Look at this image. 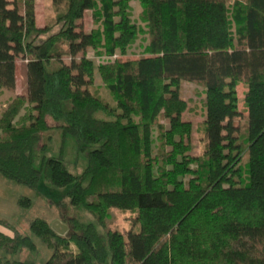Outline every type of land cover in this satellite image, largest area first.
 Listing matches in <instances>:
<instances>
[{
  "label": "trees",
  "instance_id": "16d2710c",
  "mask_svg": "<svg viewBox=\"0 0 264 264\" xmlns=\"http://www.w3.org/2000/svg\"><path fill=\"white\" fill-rule=\"evenodd\" d=\"M129 1L53 0L62 27L37 41L51 26L37 25L36 0H0V97L15 93L18 59L26 60V93L0 114V174L30 187L46 176L103 227L112 208L136 212L129 229L104 234L76 217L64 234L34 219L31 231L52 249L45 264H264V0H140L145 55L95 67L90 49L112 57L136 39ZM88 10L98 24L90 31L78 24ZM96 68L113 102L92 91ZM181 80L205 87L198 155ZM159 117L168 128L155 151ZM57 128L94 146L82 175L61 157L34 166L35 149ZM9 226L0 264H28L8 256L36 244Z\"/></svg>",
  "mask_w": 264,
  "mask_h": 264
},
{
  "label": "rangeland",
  "instance_id": "374dc122",
  "mask_svg": "<svg viewBox=\"0 0 264 264\" xmlns=\"http://www.w3.org/2000/svg\"><path fill=\"white\" fill-rule=\"evenodd\" d=\"M233 2L234 0H228L230 6ZM141 10L142 6L140 0L129 1L128 12L132 22L135 23L138 28V34L136 39L128 45L125 54L118 51L117 57L114 58L108 57L106 54L97 55L96 51L93 49L88 51V57L94 61L95 67H98L99 63L115 60L117 58H122L123 60L137 59L139 56L145 55L144 50L148 44V36L146 34V23L140 16ZM36 13L37 25L39 27L51 26L49 32L36 37L37 41H44L48 36L61 29L62 24H55L57 16L54 11L53 0H36ZM93 13L92 10L86 11L84 18L78 21V24H81L82 28L86 31L98 27V24L94 22L95 18ZM66 60L69 61V57L66 58ZM25 64V59H18L17 81L19 90H25ZM241 84L242 83H240L237 88L238 97L240 98L239 109L245 111L246 107L243 99L245 87ZM91 89L104 101L113 102V94L110 92L100 73L97 71V68L94 72ZM204 89V86L187 80H181L179 84L180 97L186 104L183 118L191 121L193 124L191 155H198L203 151L201 137L203 135L202 109L205 98ZM6 94L8 95L9 91ZM3 101L4 100L2 99L0 100V114L4 108L2 106ZM47 121L50 125H56L59 123L50 116L47 117ZM159 124L163 126L159 128ZM241 126L244 131L246 127L244 118L241 122ZM164 128H168V121L164 117H159L152 131V141H154L153 149L155 151H157V147L159 146V138L162 132L161 129L164 130ZM40 145L34 152V166L36 168L41 167L43 156L61 157L67 169L77 176L82 175L85 171L88 164L89 151L94 149L93 145H79L72 135L68 134L64 137L60 128L54 130L52 139L48 143L46 149L43 150L40 148ZM21 196L30 198L31 204L29 206L20 205L18 200ZM70 217H76L84 224H93L99 232L104 234L106 229H115L118 231L129 229L134 221V217H136V212L122 211L117 208H112L108 210L107 216L104 219L105 227H103L97 221L96 217L86 211L83 207L76 208L72 206L67 196V189L52 185L46 176L42 175L41 180L36 187H30L9 180L0 174V219L4 221L0 223V230L11 235L14 231L9 226L11 225L18 229L22 234L31 237L36 244V249L33 251L21 249L17 254L8 256L11 260H21L28 264H45L52 255V249L31 231V222L37 218L44 219L51 225L60 222L67 227V233L68 227H70L68 222ZM59 228L61 229L62 227L59 226ZM0 255H4L2 250H0Z\"/></svg>",
  "mask_w": 264,
  "mask_h": 264
},
{
  "label": "crops",
  "instance_id": "0c3cea01",
  "mask_svg": "<svg viewBox=\"0 0 264 264\" xmlns=\"http://www.w3.org/2000/svg\"><path fill=\"white\" fill-rule=\"evenodd\" d=\"M25 75H26V70H25ZM243 86V84H241ZM239 87V85L237 86V88ZM245 87V86H244ZM246 90V88H244V91ZM6 93H8V91H5L4 94L0 97L3 101V107L6 106V104L8 103V101L11 99V97L15 96V95H20V94H25L26 93V85H25V90H19L18 89V81L16 84V91L15 93L13 92H9V94L7 95ZM6 95V96H5ZM0 99V100H1Z\"/></svg>",
  "mask_w": 264,
  "mask_h": 264
},
{
  "label": "water",
  "instance_id": "95a60500",
  "mask_svg": "<svg viewBox=\"0 0 264 264\" xmlns=\"http://www.w3.org/2000/svg\"><path fill=\"white\" fill-rule=\"evenodd\" d=\"M59 226H61L62 228L60 229ZM52 227L59 233V234H64L67 231V227L63 224H61L60 222H56L52 225Z\"/></svg>",
  "mask_w": 264,
  "mask_h": 264
},
{
  "label": "built area",
  "instance_id": "2783aa9c",
  "mask_svg": "<svg viewBox=\"0 0 264 264\" xmlns=\"http://www.w3.org/2000/svg\"><path fill=\"white\" fill-rule=\"evenodd\" d=\"M112 57L116 58V57H117V55H114V56H112Z\"/></svg>",
  "mask_w": 264,
  "mask_h": 264
}]
</instances>
